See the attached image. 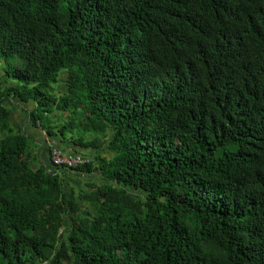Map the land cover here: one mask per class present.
<instances>
[{
  "label": "trees",
  "instance_id": "trees-1",
  "mask_svg": "<svg viewBox=\"0 0 264 264\" xmlns=\"http://www.w3.org/2000/svg\"><path fill=\"white\" fill-rule=\"evenodd\" d=\"M12 57L0 264H264V0H0ZM12 100L102 184L34 165Z\"/></svg>",
  "mask_w": 264,
  "mask_h": 264
},
{
  "label": "crops",
  "instance_id": "crops-1",
  "mask_svg": "<svg viewBox=\"0 0 264 264\" xmlns=\"http://www.w3.org/2000/svg\"><path fill=\"white\" fill-rule=\"evenodd\" d=\"M1 65L2 64H0V93L4 91L6 87L11 85L6 78L5 68ZM63 77L64 75H62V78ZM59 89L65 90L63 84L59 86ZM12 103L13 105L10 106V126L14 131L26 134L33 142L32 163L34 165L44 166L53 171V167L50 163L51 147L68 156L81 154L89 157L92 161L96 157L97 151L81 150L70 142L62 143L59 138H51L48 136L46 130L40 124L33 125L28 117V112L35 107L34 104H23L17 100H12ZM58 118H60L61 122ZM66 119L67 117H61L59 115H54L50 118L56 126H60L61 123L66 121ZM3 137L4 134L0 133V139ZM102 156L107 158L112 157L107 150L103 151ZM58 175L61 177L65 189L70 193L73 191L81 192L82 189L86 188V184L90 182L102 184L101 178L98 174L87 177L80 173L60 170Z\"/></svg>",
  "mask_w": 264,
  "mask_h": 264
},
{
  "label": "built area",
  "instance_id": "built-area-1",
  "mask_svg": "<svg viewBox=\"0 0 264 264\" xmlns=\"http://www.w3.org/2000/svg\"><path fill=\"white\" fill-rule=\"evenodd\" d=\"M50 163L53 167V170H55L56 174H58L60 170L71 171L80 167H84L89 163V160L80 155H74V156L65 155L60 151L51 147Z\"/></svg>",
  "mask_w": 264,
  "mask_h": 264
},
{
  "label": "rangeland",
  "instance_id": "rangeland-1",
  "mask_svg": "<svg viewBox=\"0 0 264 264\" xmlns=\"http://www.w3.org/2000/svg\"><path fill=\"white\" fill-rule=\"evenodd\" d=\"M1 64H2L1 66H2L3 68L8 67L9 64H10L11 66H15V65L18 64V60H17V58L12 57V58H9V59H8L7 63H6L5 61H2ZM54 89L56 90L57 93L59 92V90L57 89L56 86L54 87Z\"/></svg>",
  "mask_w": 264,
  "mask_h": 264
}]
</instances>
